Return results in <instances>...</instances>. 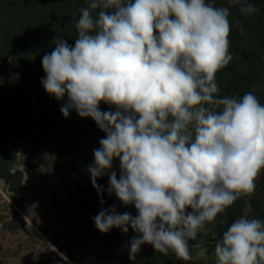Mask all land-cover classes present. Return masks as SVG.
I'll return each mask as SVG.
<instances>
[{"label":"clouds","instance_id":"1","mask_svg":"<svg viewBox=\"0 0 264 264\" xmlns=\"http://www.w3.org/2000/svg\"><path fill=\"white\" fill-rule=\"evenodd\" d=\"M234 2L245 15L259 11ZM229 15L209 0H87L73 18L74 45L56 36L42 58V86L63 101L62 115L75 110L106 134L87 166L91 183L101 204L114 193L137 214L110 205L92 220L102 233H136L133 264L145 244L192 260L189 241L253 193L264 169V104L253 92L217 95L216 73L233 59ZM105 175L106 189L97 183ZM199 247L215 264H264V220L242 215L214 250Z\"/></svg>","mask_w":264,"mask_h":264},{"label":"trees","instance_id":"2","mask_svg":"<svg viewBox=\"0 0 264 264\" xmlns=\"http://www.w3.org/2000/svg\"><path fill=\"white\" fill-rule=\"evenodd\" d=\"M209 2L216 7H227L230 11L229 51L233 59L216 73L219 86L217 95L221 98L224 96L241 98L245 93L253 92L264 104V71L261 65V57L264 55V0H249V3L259 8L257 13L250 16L241 13L240 4L234 0H209ZM85 6H87V0H0V60L3 63L9 61L24 64L26 71L38 67V75L40 78L43 77L45 72L42 67V58L45 53L51 52L55 47L52 43L53 38L57 36L67 40L70 45H74L78 32L73 18L78 19L79 9ZM93 14H96V10ZM5 94L7 97L3 100L2 97ZM19 96H22L23 100L19 101ZM28 97V91L0 78V105H2L0 113L7 109L13 111L9 120V135L13 139L29 136V130L33 125L36 126L33 135L34 143L45 138L43 135L48 136V133H45L47 129L54 131L55 140L59 139V136H64L61 138V146L59 144L56 146L63 154V167L66 169L64 176H68V181L74 186V209L85 215L93 225L95 223L92 217L101 207L117 205L118 212L127 211L116 199L114 193L109 196L106 191L103 192L104 203L101 204V195L91 183L87 166L94 161L93 149L100 147L99 140L106 135L98 128L95 121L90 117H79L75 110L68 118H65L60 111L63 101L43 109L39 120L35 121L32 119L31 112L34 107ZM101 106V109L105 111L110 110V107L114 108L103 102ZM113 168L119 175L118 159L114 160ZM97 183L106 189L108 176L98 178ZM255 193L242 195L234 204L217 215L212 224L213 229L211 228L207 233L214 236L215 240L210 251L214 250L215 243L222 239L224 231L240 216L264 220V169L258 177ZM128 207L127 212L132 215L137 214L134 205ZM208 224L211 225V223ZM95 229L97 231L96 226ZM113 229L122 234L117 239L126 240L136 235L134 232L130 234L131 228L126 234L119 229ZM97 233L104 240H110L117 235L115 231L114 236L98 231ZM199 234L200 231L197 235ZM94 259V264H105ZM59 261L61 264H66L61 259ZM162 261L166 264H176L170 253L155 251L148 244L144 264H161ZM204 263L215 264L210 257Z\"/></svg>","mask_w":264,"mask_h":264},{"label":"rangeland","instance_id":"3","mask_svg":"<svg viewBox=\"0 0 264 264\" xmlns=\"http://www.w3.org/2000/svg\"><path fill=\"white\" fill-rule=\"evenodd\" d=\"M261 60L264 71V55ZM0 78L28 91V99L34 107L32 119L35 121L39 120L43 109L62 102L44 90L38 67L26 71L24 64L3 63L0 60ZM5 97L6 94L2 99ZM18 100H23V97L19 96ZM12 112L7 109L0 113V144L5 143L7 151L17 149L16 156L29 176L23 193L15 198H11L5 189L0 190V264H61L59 259L66 264H94V258L105 264H133L127 247L133 236L126 240L117 239L122 234L112 229L108 233L114 236L115 231L117 235L104 240L97 233L102 232L96 231L95 225L74 209V186L68 181V176H64L63 154L56 146H61L64 136L55 140L54 131L47 129L45 133L48 136L43 135L45 138L34 143L36 126L32 125L29 136L13 139L8 131ZM253 193L256 194L255 191ZM124 207L129 210L128 206ZM214 222H206L199 231L207 234ZM200 236L209 235H197ZM213 242L201 245L205 244L210 251ZM199 248V245H190V252L195 255ZM147 251L148 244H145L137 254L140 264H144Z\"/></svg>","mask_w":264,"mask_h":264},{"label":"water","instance_id":"4","mask_svg":"<svg viewBox=\"0 0 264 264\" xmlns=\"http://www.w3.org/2000/svg\"><path fill=\"white\" fill-rule=\"evenodd\" d=\"M16 160L14 157L9 155L0 154V187H5L7 192L11 193L14 196L21 195L24 189L25 181L28 178V174L26 171L17 166ZM213 236H200L195 237L189 241V245H201L204 242L213 241ZM193 247V246H192ZM202 247L199 248L198 252L195 255L192 253L193 259L192 260H181L175 254L171 253L170 255L174 258L176 264H184L190 263L193 261L202 262L206 260V249ZM214 255V260L216 262V256Z\"/></svg>","mask_w":264,"mask_h":264},{"label":"flooded vegetation","instance_id":"5","mask_svg":"<svg viewBox=\"0 0 264 264\" xmlns=\"http://www.w3.org/2000/svg\"><path fill=\"white\" fill-rule=\"evenodd\" d=\"M2 146V147H1ZM7 149V146H6V144L4 143V144H0V154H4V155H10V156H12V157H14L15 158V160H16V165L17 166H20L21 167V164H20V162H19V159H18V157L16 156V154L18 153H13L12 151H11V154L10 153H7V152H5V150ZM17 150V149H16ZM15 152V151H14ZM3 189H5L6 191H7V189H6V186L5 187H3ZM24 191V190H23ZM23 193V192H22ZM10 196H11V198H15L16 196H13V195H11V194H9ZM205 245V244H204Z\"/></svg>","mask_w":264,"mask_h":264},{"label":"built area","instance_id":"6","mask_svg":"<svg viewBox=\"0 0 264 264\" xmlns=\"http://www.w3.org/2000/svg\"><path fill=\"white\" fill-rule=\"evenodd\" d=\"M1 147H2V146H1ZM16 151H17V150H15V152H13V153H15V154H16V153H17Z\"/></svg>","mask_w":264,"mask_h":264}]
</instances>
